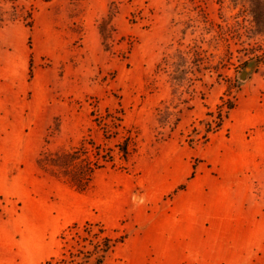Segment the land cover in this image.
I'll use <instances>...</instances> for the list:
<instances>
[{
  "label": "rangeland",
  "instance_id": "obj_1",
  "mask_svg": "<svg viewBox=\"0 0 264 264\" xmlns=\"http://www.w3.org/2000/svg\"><path fill=\"white\" fill-rule=\"evenodd\" d=\"M243 3L0 0V264L95 237L115 239L103 264H154L148 221L176 203L217 222L221 264H264V33Z\"/></svg>",
  "mask_w": 264,
  "mask_h": 264
},
{
  "label": "crops",
  "instance_id": "obj_2",
  "mask_svg": "<svg viewBox=\"0 0 264 264\" xmlns=\"http://www.w3.org/2000/svg\"><path fill=\"white\" fill-rule=\"evenodd\" d=\"M201 211L197 204L176 203L165 207L162 214L151 217L146 229L154 239L150 242L147 235L148 242L154 243V247L155 243L159 244L161 250H154L155 259L158 257L154 264H221L214 246L216 240L205 236L213 233L217 222L204 229ZM205 238L209 239L208 245H205ZM245 258H241L238 264H251L250 257L248 261ZM233 261L232 264H237L236 260Z\"/></svg>",
  "mask_w": 264,
  "mask_h": 264
},
{
  "label": "trees",
  "instance_id": "obj_3",
  "mask_svg": "<svg viewBox=\"0 0 264 264\" xmlns=\"http://www.w3.org/2000/svg\"><path fill=\"white\" fill-rule=\"evenodd\" d=\"M241 7L249 14L255 25L256 32L264 33V0H244ZM248 63L253 66L264 63V52L255 55ZM232 107L233 103L229 101L225 108L219 109L211 120H204L203 123L206 132L208 133L219 129L223 124V121L227 118ZM104 132L107 133V130L105 129ZM121 152L126 153V146H122ZM95 239L96 240L87 239L88 242L86 245L77 247L76 251H71L67 256L61 259V262L63 261V264H103L105 258L108 257L115 246V239L110 237H95ZM78 257L79 260H76ZM54 263V260L46 261V264Z\"/></svg>",
  "mask_w": 264,
  "mask_h": 264
},
{
  "label": "water",
  "instance_id": "obj_4",
  "mask_svg": "<svg viewBox=\"0 0 264 264\" xmlns=\"http://www.w3.org/2000/svg\"><path fill=\"white\" fill-rule=\"evenodd\" d=\"M249 70H250V67H246V69L243 70V71L240 73L239 77H240L241 79H243L244 76H247V75H248V71H249Z\"/></svg>",
  "mask_w": 264,
  "mask_h": 264
}]
</instances>
